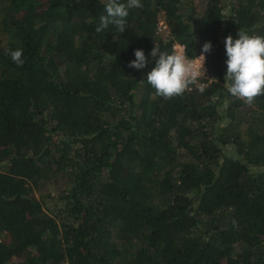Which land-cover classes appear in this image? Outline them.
I'll use <instances>...</instances> for the list:
<instances>
[{"label":"trees","instance_id":"obj_1","mask_svg":"<svg viewBox=\"0 0 264 264\" xmlns=\"http://www.w3.org/2000/svg\"><path fill=\"white\" fill-rule=\"evenodd\" d=\"M107 3L0 0V264H264V95L224 79L264 0H141L97 33ZM177 41L211 42L205 91L164 99L150 53Z\"/></svg>","mask_w":264,"mask_h":264},{"label":"clouds","instance_id":"obj_2","mask_svg":"<svg viewBox=\"0 0 264 264\" xmlns=\"http://www.w3.org/2000/svg\"><path fill=\"white\" fill-rule=\"evenodd\" d=\"M133 8H143L141 0H127L126 3L120 0H108L104 6L106 14L99 16L96 32H103L113 25L123 33L126 30L129 10ZM224 43L227 56V71L224 79L230 82L226 85L227 91L251 106L257 97L264 95V36L249 35L245 30L240 29L237 39L229 35ZM212 47L211 42L203 45L202 53L198 56L202 64L197 68L195 62L186 55L176 50L171 53L162 51L155 44L150 55L158 59H155V67L147 74V82L155 89V95L164 99L181 96L190 85L205 77L204 54L210 53ZM134 55L135 59L129 63V67L136 70L144 69L149 63L145 52L137 49ZM10 56L18 66L24 65L22 50L11 51ZM199 91L201 93L205 91L202 84L199 85ZM233 225H237L235 220Z\"/></svg>","mask_w":264,"mask_h":264},{"label":"built area","instance_id":"obj_3","mask_svg":"<svg viewBox=\"0 0 264 264\" xmlns=\"http://www.w3.org/2000/svg\"><path fill=\"white\" fill-rule=\"evenodd\" d=\"M167 27H168V25L165 22V20L164 19H160V21L158 22V29H157L158 32H163V31L167 30ZM173 49L176 50L177 52H180V53L186 55L190 60L194 61L196 66H197V68H199L200 65L202 64V60H200V58L198 57L199 55H201L202 52L200 54L196 55V56L191 57V56H189L187 54L185 45L183 43H181V42H178V41L174 43ZM204 71H205V75L207 76L208 66H207L206 59H205V62H204ZM201 83L202 82H201V78H200V79L197 80V82L195 84L190 85L188 89H192L196 85L199 86Z\"/></svg>","mask_w":264,"mask_h":264},{"label":"rangeland","instance_id":"obj_4","mask_svg":"<svg viewBox=\"0 0 264 264\" xmlns=\"http://www.w3.org/2000/svg\"><path fill=\"white\" fill-rule=\"evenodd\" d=\"M3 39H4V34H3V32L0 30V48L2 47Z\"/></svg>","mask_w":264,"mask_h":264}]
</instances>
